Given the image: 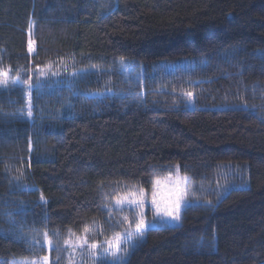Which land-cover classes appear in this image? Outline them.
I'll return each instance as SVG.
<instances>
[{"label": "trees", "instance_id": "obj_1", "mask_svg": "<svg viewBox=\"0 0 264 264\" xmlns=\"http://www.w3.org/2000/svg\"><path fill=\"white\" fill-rule=\"evenodd\" d=\"M118 60L142 67V100L87 95L122 88ZM0 72L17 80L0 89V264L107 229L109 196L176 166L211 202L148 228L124 264H264V0H0ZM226 105L244 111L245 157L228 162L214 140ZM79 119L102 124V151L61 157Z\"/></svg>", "mask_w": 264, "mask_h": 264}, {"label": "rangeland", "instance_id": "obj_2", "mask_svg": "<svg viewBox=\"0 0 264 264\" xmlns=\"http://www.w3.org/2000/svg\"><path fill=\"white\" fill-rule=\"evenodd\" d=\"M28 50L33 53L35 50L34 42L29 39ZM185 66V62H179ZM169 66H173L169 63ZM88 70H93L92 68ZM115 70L120 75L122 88L117 90H103L101 92H88L87 95L93 97H103L107 95H130L140 101L146 93L144 87V72L141 66H134L125 60H118L108 72ZM54 71H49L48 66L38 67L30 71V76L24 86L26 87L29 105L31 104V90L35 85L42 84L49 78ZM0 74H5L0 72ZM17 80L11 79L7 74L0 75V89L9 88L8 84ZM20 83V82H19ZM186 104L193 106L192 96L188 97ZM244 111L239 106L226 105L218 106L214 109L215 124V155L219 160L228 162L233 159L245 157L244 150V131L242 122L244 121ZM102 124L91 121L90 119H79L67 121L65 124V137L60 146V156L74 155L81 158H88L91 154L102 151V144L97 143L100 139ZM230 145V146H229ZM241 185H244L241 182ZM136 193L132 196L131 193ZM155 193L156 201L161 209L158 214L151 201ZM206 189H198L196 183L191 180L189 175L179 171L176 166L172 171L158 176L153 180L150 187L123 186L114 195L109 196L102 207L106 210L108 228L99 227L98 224L88 227V232L80 234H70L60 243H54L50 238L44 236L42 241L45 244L47 253L30 259H20L13 264H124L128 255L145 237L148 228L159 225H178L181 222L182 211L189 205L196 203H210L205 199ZM182 196L179 209H175L177 196ZM145 201L143 206L134 205L135 200ZM122 201L118 204L117 201ZM166 208L174 209L175 215L179 219L164 215ZM125 218H127L125 220ZM142 218L147 224V229L142 237L133 236L132 243H122L118 258L111 255L112 249L109 248L108 240L115 243L113 233H125L126 229L135 230L136 222ZM86 238V243H84ZM66 241L68 243H66ZM49 242H51L49 244ZM92 244H97V248H91ZM134 245V246H133ZM56 248V257L52 256V250ZM47 257L45 261L44 258Z\"/></svg>", "mask_w": 264, "mask_h": 264}, {"label": "snow or ice", "instance_id": "obj_3", "mask_svg": "<svg viewBox=\"0 0 264 264\" xmlns=\"http://www.w3.org/2000/svg\"><path fill=\"white\" fill-rule=\"evenodd\" d=\"M0 75H5L6 76V74H0ZM188 95L191 96L192 93H188ZM131 195L135 196L136 193L133 192V193H131ZM41 199H43V197H41ZM182 199H183L182 196H179V195L177 196V199L175 201V209H179ZM117 203L120 204V203H122V201L118 200ZM132 203H134L135 206L140 207V206L144 205L145 201L142 200V199H137V200H135ZM151 203H152L153 207L155 208L156 212L159 214L161 212V209H160V207H159V205H158V203L156 201L155 193H153V199H152ZM163 212H164V215H166V216L172 217L173 219H179V216L175 215L174 209H172V208H166V209L163 210ZM126 219L127 218H125V220ZM147 227L148 226L145 223V221L142 218H140L136 222L135 230L126 229L124 234H122L120 232L113 233V236L115 238V243H113L112 240H108L107 241L108 244H109V248L112 249L111 255L114 258H118L117 257V253L120 251V248H121L122 237L125 238L124 242L132 243V237L133 236L142 237L143 234H144V231L147 229ZM88 230H89L88 227L85 226V229H84L85 233H87ZM50 243L51 242H49V244ZM66 243H68V242L66 241ZM84 243H86V238H85ZM90 247L91 248H97L98 245L97 244H92ZM44 260L46 261L47 257H45Z\"/></svg>", "mask_w": 264, "mask_h": 264}]
</instances>
